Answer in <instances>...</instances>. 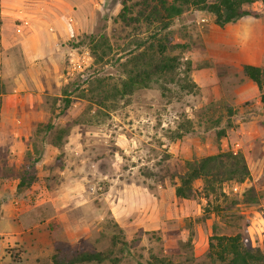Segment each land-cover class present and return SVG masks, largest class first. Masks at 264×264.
<instances>
[{
  "label": "rangeland",
  "instance_id": "rangeland-1",
  "mask_svg": "<svg viewBox=\"0 0 264 264\" xmlns=\"http://www.w3.org/2000/svg\"><path fill=\"white\" fill-rule=\"evenodd\" d=\"M121 6L3 0L0 213L12 215L0 220V264H49L57 248L103 251L112 222L130 244L119 264H146L152 255L210 264L216 235L240 234L264 250V104L242 72L243 64L264 69L261 0L246 6L252 15L224 26L190 6L167 29L139 33L116 22ZM166 32L184 46L169 51L179 60L177 81L156 76L121 95L138 43H157ZM188 66L192 92L181 88ZM48 119L67 130L61 149L36 135ZM226 150L243 152L250 174L223 183L224 195L204 198L196 181L195 199L177 198L169 179L161 184L140 174L164 154L180 162ZM24 169L33 180L18 188Z\"/></svg>",
  "mask_w": 264,
  "mask_h": 264
},
{
  "label": "trees",
  "instance_id": "trees-1",
  "mask_svg": "<svg viewBox=\"0 0 264 264\" xmlns=\"http://www.w3.org/2000/svg\"><path fill=\"white\" fill-rule=\"evenodd\" d=\"M254 1L256 0H122L116 22L130 27L134 33H139L142 29L150 31L154 27L163 30L169 27L172 18L181 15L187 7L194 6L198 10L212 14L215 24L224 26L241 17L252 15V11L246 6ZM261 2L264 6V0ZM1 24L0 13V27ZM167 33L159 36L157 43L146 41L138 43L137 54L127 60L129 62L128 76L121 80L119 87L121 95L131 96L135 90L148 87L156 76H161L166 83L177 81L176 70L179 60L177 56L170 55L169 51L184 46L172 43ZM142 47L144 48L140 49ZM189 70L191 67L188 66L184 71L181 88L192 92L196 83L190 79ZM242 72L261 91L260 101L264 104V92H262L264 69L252 64H243ZM2 92L3 85L0 78V105ZM186 132H188L187 128L175 130L172 137L180 138ZM66 134L67 130L57 127L51 119L39 123L36 129L37 136L50 138L51 144L58 149H61L62 137ZM224 135L223 129L216 132L218 139ZM140 174L146 179H152L161 184L169 179L174 185V195L177 198L195 199L199 193L194 185L196 181H201L204 198H208L209 193H215L218 190L224 195L220 190L223 183H242L249 177L250 172L243 152L226 150L180 162H174L171 154H164L160 161L151 166H142ZM32 180L33 176L24 169L19 175L17 187L28 186ZM248 191L252 193L254 189L251 187ZM112 223L114 233L109 238V246L103 251L75 252L70 248H57L51 254L49 264H119L129 251L130 244L124 229L116 222ZM50 227L54 229V226L50 225ZM213 238L216 242L211 241ZM209 250L210 264H264V250L259 246H248L240 234L212 236L209 241ZM146 264L187 263L174 262L167 256L152 255Z\"/></svg>",
  "mask_w": 264,
  "mask_h": 264
},
{
  "label": "crops",
  "instance_id": "crops-1",
  "mask_svg": "<svg viewBox=\"0 0 264 264\" xmlns=\"http://www.w3.org/2000/svg\"><path fill=\"white\" fill-rule=\"evenodd\" d=\"M2 5H3V0H1L0 1V7H2ZM1 12H2V10H1ZM1 17H3V13H1ZM3 22V21H2ZM3 25L1 24V27H0V41H2V39H3ZM61 35L63 36L64 35V31H62L61 30ZM17 42L15 41L14 42V45L16 44ZM5 209H7L6 211L5 210H2V214L0 213V220H2L3 218L4 219H11L10 217H11V213H10V210L8 209V208H5ZM1 233H5V232H3V231H0V234Z\"/></svg>",
  "mask_w": 264,
  "mask_h": 264
}]
</instances>
